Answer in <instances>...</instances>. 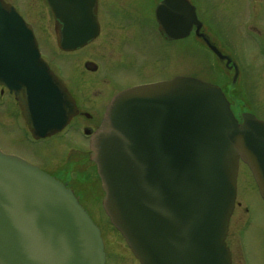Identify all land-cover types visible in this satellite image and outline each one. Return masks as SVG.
<instances>
[{"label":"water","instance_id":"obj_1","mask_svg":"<svg viewBox=\"0 0 264 264\" xmlns=\"http://www.w3.org/2000/svg\"><path fill=\"white\" fill-rule=\"evenodd\" d=\"M48 2L64 23L67 0ZM66 30L63 50L96 35ZM0 84L35 138L62 130L77 112L31 27L2 0ZM90 149L103 207L141 264H233L226 238L241 161L264 199V120L245 113L239 122L219 86L178 76L117 94ZM0 264H106L101 229L74 191L1 149Z\"/></svg>","mask_w":264,"mask_h":264},{"label":"flooded vegetation","instance_id":"obj_2","mask_svg":"<svg viewBox=\"0 0 264 264\" xmlns=\"http://www.w3.org/2000/svg\"><path fill=\"white\" fill-rule=\"evenodd\" d=\"M40 1L2 0L6 11L14 8L31 27L41 56L62 81L77 112L62 130L35 138L17 97L0 84V133L18 145L7 148L8 140L0 137V148L64 182L87 211L84 198L99 189L104 195L91 159V136L121 91L190 76L219 86L240 122L245 113L257 115L242 87L252 78L236 53L253 50L264 58V0H67L64 23L48 0ZM66 27L68 34L96 35L81 47L63 50L58 36ZM186 44L206 54L196 61L194 72L183 69ZM21 129L27 132L25 139H14L12 133ZM73 135L81 138V145L65 143Z\"/></svg>","mask_w":264,"mask_h":264},{"label":"rangeland","instance_id":"obj_3","mask_svg":"<svg viewBox=\"0 0 264 264\" xmlns=\"http://www.w3.org/2000/svg\"><path fill=\"white\" fill-rule=\"evenodd\" d=\"M37 2L41 4L40 0ZM45 45L49 49L47 43ZM186 45L188 47H185L182 52L183 69L185 72H194L196 70L194 65H197L196 61H200L201 57L206 58V54L196 53L192 50L191 44ZM236 55L240 66L247 71L249 80L252 78L248 85L242 83L243 92L247 98L245 101L255 108V113L258 115L256 116L264 120V58L260 53L253 50L241 51ZM109 74L113 75L112 72ZM12 134L14 139L21 140L27 136V132L23 129ZM5 135L6 133H0L2 139L8 140L5 146L18 148V145ZM65 143L67 145L82 144L81 138L74 135L70 136L69 141ZM97 174L95 175L93 172L91 177L94 178ZM97 178V183L100 185V179L98 176ZM99 190L95 196L86 197L84 200L89 207V213L101 228L106 251V264H141L129 248L122 233L112 225L102 206L103 192L101 189ZM227 244L232 251L234 264H264V200L249 166L244 162H241L239 166L237 205L230 221Z\"/></svg>","mask_w":264,"mask_h":264}]
</instances>
